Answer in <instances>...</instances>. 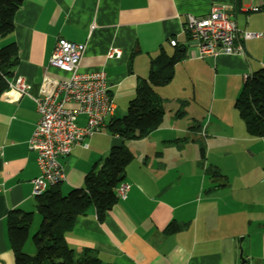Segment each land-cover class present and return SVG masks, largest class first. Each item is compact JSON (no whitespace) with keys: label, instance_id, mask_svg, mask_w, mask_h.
Masks as SVG:
<instances>
[{"label":"crops","instance_id":"crops-1","mask_svg":"<svg viewBox=\"0 0 264 264\" xmlns=\"http://www.w3.org/2000/svg\"><path fill=\"white\" fill-rule=\"evenodd\" d=\"M217 5L238 30L263 37L244 42L240 55L191 57L186 16H206ZM58 39L85 46L78 73L106 76L113 112L101 131L116 111L126 112L160 47L171 52L168 41L174 40L186 48L170 83L156 89L162 104L176 108L174 116L145 138L128 141V150L137 149L124 169V199L102 221L93 208L76 218L67 246L90 250L103 264H239L240 247L245 264H264V134L249 137L233 107L244 78L264 65V0H25L13 31L0 39L17 49L9 82L22 77L29 85L27 95L0 96V264H13L7 219L35 206L31 180L39 171L28 140L44 77H67L49 65ZM112 49L120 50L118 58H107ZM79 146L59 161L64 180L52 190L62 195L81 188L96 163L79 166L71 155ZM208 167L223 177L211 179ZM170 224L176 229L169 231Z\"/></svg>","mask_w":264,"mask_h":264},{"label":"trees","instance_id":"trees-1","mask_svg":"<svg viewBox=\"0 0 264 264\" xmlns=\"http://www.w3.org/2000/svg\"><path fill=\"white\" fill-rule=\"evenodd\" d=\"M25 0H0V39L13 31V18ZM171 52L160 47L150 59L145 79L140 80L125 114L107 125L112 138L122 140L120 148H110L102 162H96L83 178L81 188L62 195L47 189L35 197V212L40 217L35 232L30 236L32 212H16L7 219V238L13 264H103L90 250L75 252L67 246L65 235L73 229L76 218L93 208L98 221L117 202V188L124 183V169L132 160L127 141L140 140L157 129L164 116L162 99L156 89L166 86L173 77L174 66L186 56V48L171 47ZM17 65L16 45L11 42L0 47V96L7 89L12 71ZM243 122L246 134L259 138L264 134V65L245 80L233 104ZM203 157V148H200ZM205 174L211 179L223 177L216 168L208 167ZM176 229L170 224L169 231ZM30 240L33 251L24 250Z\"/></svg>","mask_w":264,"mask_h":264},{"label":"built area","instance_id":"built-area-1","mask_svg":"<svg viewBox=\"0 0 264 264\" xmlns=\"http://www.w3.org/2000/svg\"><path fill=\"white\" fill-rule=\"evenodd\" d=\"M184 32L190 56L199 59L219 54H243L244 42L263 37L260 32L238 30L234 20L226 13V8L219 5L211 6L209 13L203 17L187 15ZM168 44L171 47L177 45L174 40H169ZM84 49L83 44L56 40L49 65L66 73L67 77H44L39 94L34 99L38 119L28 140V148L36 155L39 171V175L31 180L34 197L64 180L59 161L69 155L73 146H83L85 138L99 133L105 125V119L112 115L113 104L107 91L105 74L101 71L78 73ZM119 56L118 49L107 53V58ZM28 88L22 77H16L8 82L4 92L14 91L24 96ZM80 116L86 118L83 127L76 122ZM127 189L125 183L117 188L119 199H124Z\"/></svg>","mask_w":264,"mask_h":264},{"label":"rangeland","instance_id":"rangeland-1","mask_svg":"<svg viewBox=\"0 0 264 264\" xmlns=\"http://www.w3.org/2000/svg\"><path fill=\"white\" fill-rule=\"evenodd\" d=\"M1 41H0V45H1ZM3 45V44H2ZM1 47V46H0ZM203 102H202V106L205 104V98H202ZM163 111H164V118H163V122H167L172 116H174V111L176 108H173L172 106L170 105H166L164 102H163ZM172 108L173 110H171L169 112V109ZM171 113V115L169 114ZM125 114V110H123V112H119V111H116L114 116L115 118H120L122 117L123 115ZM184 122L186 121V119H183ZM85 122L86 120L83 122L79 121V123L77 122V124L79 126H85ZM83 146H79V148L85 150L83 152H81L82 150L81 149H77L73 152H71V155L75 156L76 159H78V165L81 166L82 168L83 167H89L91 164H92V161H96V162H102L104 160V158L107 156L108 154V149L110 148L111 146V138L109 136V133L107 130H102L101 132L99 133H94L92 136L90 137H87L84 139L83 141ZM128 141L125 143L127 149H128ZM132 144H136V143H132ZM86 146V147H85ZM90 147V148H89ZM88 148V149H87ZM102 148V149H101ZM101 149V150H99ZM107 149V153L106 154H103V150ZM133 149H137V147L135 148H132L131 150L129 149L130 153L132 155H135V150ZM72 150V149H71ZM74 150V149H73ZM97 150V151H96ZM92 154V155H91ZM88 160H90V163H89V166H88ZM88 171V170H87ZM35 205V204H34ZM32 219H31V224H30V229H29V235L31 236L35 230L37 229L38 227V224L40 223V217L37 215V213L35 212V208L32 210ZM25 251L27 252H32L33 251V248H32V245L30 243V240L28 239V241L26 242V245H25V248H24Z\"/></svg>","mask_w":264,"mask_h":264},{"label":"water","instance_id":"water-1","mask_svg":"<svg viewBox=\"0 0 264 264\" xmlns=\"http://www.w3.org/2000/svg\"><path fill=\"white\" fill-rule=\"evenodd\" d=\"M121 145H122V140H120L118 138H112L111 147L120 148ZM239 260H240L239 264H245L246 263V258L242 256V251H241L240 247H239Z\"/></svg>","mask_w":264,"mask_h":264}]
</instances>
